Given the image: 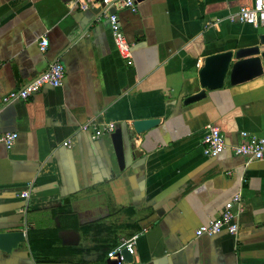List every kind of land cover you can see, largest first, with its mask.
<instances>
[{"label": "crops", "instance_id": "crops-1", "mask_svg": "<svg viewBox=\"0 0 264 264\" xmlns=\"http://www.w3.org/2000/svg\"><path fill=\"white\" fill-rule=\"evenodd\" d=\"M81 1L0 0V132L18 133L12 148L0 144V231L56 230L60 245L79 250L67 262L39 263L28 239L14 254L0 251V264H115L109 246L143 228L133 264H264V158L232 150L244 131L264 137V73L236 85L227 77L183 103L202 90L207 56L259 42L263 27L229 20L256 0H137V13L121 0L86 10ZM111 11L132 63L115 44ZM56 61L62 86L4 101ZM146 118L160 123L134 132L133 121ZM88 121L123 129L124 169L111 134L94 139L81 129ZM209 124L227 143L217 157L202 148ZM236 194L238 233L196 237ZM95 221L94 230L80 228Z\"/></svg>", "mask_w": 264, "mask_h": 264}, {"label": "built area", "instance_id": "built-area-1", "mask_svg": "<svg viewBox=\"0 0 264 264\" xmlns=\"http://www.w3.org/2000/svg\"><path fill=\"white\" fill-rule=\"evenodd\" d=\"M94 0H82L81 7L86 10L91 7ZM113 0H101V4L109 9ZM123 5L128 8L132 13L138 12L137 0H121ZM109 20L111 29L114 36L115 44L121 53V55L132 63V44L126 36L119 16L116 13L109 14ZM230 21L248 22L256 27L264 28V0H256L253 6H242L237 13L230 16ZM223 19L215 18L213 23L216 25L222 22ZM49 46V40L47 37H43L40 42V47L45 51ZM66 76L65 66L62 62L56 61L50 64V66L41 73L39 76L29 82L23 89L11 92L4 97V101L8 102L14 99H27L31 95L39 92L42 87L50 85L52 87H60L63 84ZM90 128L94 130L92 137L94 139L100 138L104 134H112L116 127L112 123H108L105 126L98 125L92 121H88L81 126V129L88 131ZM18 133L16 132H0V144H4L8 149L12 148ZM242 142L232 147L234 154L236 155H249L257 159L264 158V137L257 136L256 134L244 131L242 132ZM203 152L208 157H217L227 147L225 136L220 127L209 124L207 131L204 134L203 140ZM69 145V141L64 143ZM31 194V189H25L21 193V197L28 199ZM244 210L242 204V196L236 194L228 201L217 217L210 218L198 226L195 230L196 237L202 236H215L222 232H228L230 234H237L240 229L238 221L239 214ZM147 231V228H143L141 231L134 233L133 235L124 238L118 246L109 251L108 256L115 260V264H133L127 262L122 255V250L127 248L130 254L135 255L137 250V244L140 236Z\"/></svg>", "mask_w": 264, "mask_h": 264}, {"label": "water", "instance_id": "water-1", "mask_svg": "<svg viewBox=\"0 0 264 264\" xmlns=\"http://www.w3.org/2000/svg\"><path fill=\"white\" fill-rule=\"evenodd\" d=\"M258 41L257 44L251 46L207 56L199 71L202 90L185 97L183 103L190 104L204 98L207 94L206 89L213 90L223 87L227 77L232 85H236L261 76L264 73V33L259 34ZM159 123V118L136 119L133 121V131L143 133ZM111 137L119 167L124 169L126 154L123 129L117 128ZM27 242V231L24 229L0 231V251L2 252L14 254L22 243ZM122 255L127 262L134 261V255L130 254L127 248L122 250Z\"/></svg>", "mask_w": 264, "mask_h": 264}, {"label": "trees", "instance_id": "trees-1", "mask_svg": "<svg viewBox=\"0 0 264 264\" xmlns=\"http://www.w3.org/2000/svg\"><path fill=\"white\" fill-rule=\"evenodd\" d=\"M69 203L65 205V208L69 207ZM99 221L91 222L80 226L84 232L94 230L98 227ZM135 225V224H134ZM133 226V225H132ZM58 231L54 230L50 235L41 233V231L32 229L28 232V239L32 254L35 260L39 263L47 262H67L69 257L77 255L78 249L71 247H65L59 244L60 239L58 237ZM119 244L109 246L107 255L114 247Z\"/></svg>", "mask_w": 264, "mask_h": 264}]
</instances>
